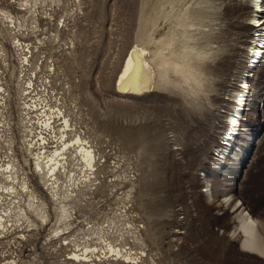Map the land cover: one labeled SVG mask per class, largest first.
<instances>
[{"label": "rangeland", "instance_id": "1", "mask_svg": "<svg viewBox=\"0 0 264 264\" xmlns=\"http://www.w3.org/2000/svg\"><path fill=\"white\" fill-rule=\"evenodd\" d=\"M12 1L0 0V9L26 20L16 37L33 49L22 89L61 106L72 127L67 137L85 139L98 165L70 200L61 241L51 232L53 203L19 139L20 57L0 20L9 92L0 111L10 128L0 122V167L12 149L48 215L36 229L21 221L0 232V264H82L68 254L83 245L90 246L83 264H264V250L242 246L238 226L240 213L249 215L264 242V51L253 66L247 52L252 19H264V10L255 17L251 0H37L34 22ZM164 44L171 61L164 73L154 67V89L119 93L115 81L130 51ZM243 81L238 133L225 141ZM48 134L39 144L46 152L57 143ZM0 198L1 211L15 203ZM111 245L136 259L124 261Z\"/></svg>", "mask_w": 264, "mask_h": 264}, {"label": "bare ground", "instance_id": "2", "mask_svg": "<svg viewBox=\"0 0 264 264\" xmlns=\"http://www.w3.org/2000/svg\"><path fill=\"white\" fill-rule=\"evenodd\" d=\"M36 1L37 0H13L12 3L18 6V9L33 17L37 14L34 8ZM251 2L252 12L256 17L258 13L264 10L262 7L263 3L262 0H251ZM0 20L9 34L14 35L13 47L15 51H18L17 54H19L20 57L21 72L16 82V87L18 89V96L24 100L19 103L20 110L18 111V122L22 134L19 139L22 142V149L31 155V168L33 173L36 174L39 182L43 185L47 195L50 196L53 203L55 226L51 228V232L54 237L60 236L61 241H65L67 238L62 239L61 236L63 235V231L65 230L66 232V229L70 226L67 223L69 219H71V214L73 213V206L70 200L77 198L82 188H86L84 186L85 183H87L86 181L94 178L96 169L95 152L88 142L78 134L74 133L73 136L67 137V135H71L72 127L68 114L65 113L61 106L50 105L47 103L46 98L43 99V96L41 97V94L38 99H34L30 97L24 88L22 89V82L24 81V77H26V69L31 64L30 56L32 58L33 49L29 48V46L25 48L16 36L24 29V22L26 20L17 15H13L9 10L3 9H0ZM32 20L34 22L37 21L34 17ZM252 21L253 25L251 26L253 27L255 35L252 36L251 43L247 47V52L249 53V61L253 66L256 65L263 56L264 19L260 21L254 18ZM168 48L169 46L165 44L157 46L156 48H151L149 51L141 47L133 48L124 60L122 69L115 81V89L118 90L119 93L127 95L152 91L156 85L154 67L158 70L159 74L160 72L164 73L166 71V64L171 61ZM34 49H37V47L35 46ZM149 54H151V56H149ZM2 81L0 74V106L4 105L9 95ZM241 83L243 84L242 88H237V90L234 91L233 110L227 119L226 130L224 132L226 136L225 141L233 139V136L238 133L241 113L245 108L249 88L247 82L243 81ZM29 86L31 87L32 84L29 83ZM23 94L26 95L25 98ZM36 100L38 102L39 100H46V103H34ZM31 101H33L34 105L31 104ZM32 113H35V118L33 116V118L31 117ZM0 118V122H3L6 128H9L7 116H4L1 111ZM37 129H40V132H37L36 135ZM46 131L50 133L48 135L52 134L53 140L57 141L56 144L53 142L55 145L53 148L48 149V152H46L44 147L39 145L40 142L42 143L44 141L45 136H42V133H46ZM9 154H11V156H8L9 160L0 167V197L15 199L12 201V204L15 203L12 207H7V211L5 209H2V211L0 210V232L8 231L13 225H19L21 221L22 224L24 222L27 223L26 228H32V230L33 228L36 229L48 219L47 211L45 210V202L39 199L35 191L30 187L27 174L21 175L22 171H20V165L18 161L16 162L15 156L12 154V149H10ZM74 161L77 162L75 166H73ZM71 166L76 168H72ZM22 195H25L28 199L25 206L24 204L20 206L18 201ZM31 214L35 217L36 223L31 220ZM238 219V226L240 229L239 237L242 246L245 248H253L258 251L264 250V242H260L258 225L255 220L243 213H240ZM57 224L61 225L58 226ZM59 232H62V235H60ZM89 247L83 245L81 248L79 247L80 249L78 251L70 252V254H68L69 257L67 256L68 259L82 264L87 262L90 258L87 254L90 251ZM108 249L109 252H113L116 256L122 257L124 261L130 260V262H133V260L136 259V257L122 255L119 250H114L112 245L109 246L107 250Z\"/></svg>", "mask_w": 264, "mask_h": 264}, {"label": "built area", "instance_id": "3", "mask_svg": "<svg viewBox=\"0 0 264 264\" xmlns=\"http://www.w3.org/2000/svg\"><path fill=\"white\" fill-rule=\"evenodd\" d=\"M29 88V87H28ZM46 138V137H45ZM1 199V198H0Z\"/></svg>", "mask_w": 264, "mask_h": 264}]
</instances>
